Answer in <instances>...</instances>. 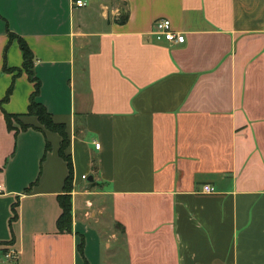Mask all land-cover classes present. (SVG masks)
<instances>
[{"label": "crops", "instance_id": "1", "mask_svg": "<svg viewBox=\"0 0 264 264\" xmlns=\"http://www.w3.org/2000/svg\"><path fill=\"white\" fill-rule=\"evenodd\" d=\"M85 1L0 0V264H264V0ZM161 18L184 43L155 38ZM9 31L67 125L73 232L56 224L61 136L27 114V73L3 69L23 66Z\"/></svg>", "mask_w": 264, "mask_h": 264}, {"label": "trees", "instance_id": "2", "mask_svg": "<svg viewBox=\"0 0 264 264\" xmlns=\"http://www.w3.org/2000/svg\"><path fill=\"white\" fill-rule=\"evenodd\" d=\"M129 17V10L125 11V13L117 18V22L124 24L127 22ZM9 38L10 40L17 39L19 46L23 52V66L21 68H10L7 66L6 62L4 63L3 69L4 71L15 73L14 78L20 75L23 71H25L29 77V79L34 83V90L31 93L30 101L28 105L27 114L37 116L39 122L43 127L47 130L57 132L61 136V143L59 148L60 156L66 160L68 166V174L65 178L64 185H63V192L58 195V201L61 207V214L57 219V231L59 233H68L73 232V215H72V192L74 189V165L73 160L70 154L67 153V149L70 145V137L67 131V125L62 122H57L54 120L52 113L47 109V107L38 100V96L41 90V81L37 77L35 73V55L30 48L27 41L20 35L9 31ZM14 82L11 83L9 86L4 98V101H8L11 97L13 92ZM5 119L10 130H25L31 125L23 122L21 120L20 114H12L8 112H4ZM13 119H16L18 125L13 124ZM35 127V126H34ZM38 129H42L41 127H36ZM50 143L47 142L45 147V155L50 150ZM91 187L98 185V182L92 181L89 183ZM30 189V188H28ZM20 205V197L17 198L15 202H13L12 208V216H11V223L18 219V207ZM84 246H85V239L84 236L81 235V241L78 245L79 252L83 255L84 253ZM84 256V255H83ZM85 258V257H84ZM85 264H87V260L85 258Z\"/></svg>", "mask_w": 264, "mask_h": 264}, {"label": "built area", "instance_id": "3", "mask_svg": "<svg viewBox=\"0 0 264 264\" xmlns=\"http://www.w3.org/2000/svg\"><path fill=\"white\" fill-rule=\"evenodd\" d=\"M73 5L76 7H83L87 5L85 0H73ZM152 33L155 35V38L159 41H165L171 44H181L186 40V36L183 32H179L173 28V24L168 18H161L154 22ZM96 148L100 147V143H95ZM83 178L86 179L87 175H83ZM4 192L2 184H0V194ZM203 193H214L215 188L209 184H205L201 190ZM19 252L15 249L9 250L5 254V260L16 261L18 258Z\"/></svg>", "mask_w": 264, "mask_h": 264}, {"label": "rangeland", "instance_id": "4", "mask_svg": "<svg viewBox=\"0 0 264 264\" xmlns=\"http://www.w3.org/2000/svg\"><path fill=\"white\" fill-rule=\"evenodd\" d=\"M89 6H90V4H89ZM12 122H13L14 125H18V122L16 121V119H13ZM111 253H112V251L110 250L107 254L110 255ZM0 255H1V252H0ZM13 262H14V261H13ZM4 264H8V262L5 261Z\"/></svg>", "mask_w": 264, "mask_h": 264}, {"label": "water", "instance_id": "5", "mask_svg": "<svg viewBox=\"0 0 264 264\" xmlns=\"http://www.w3.org/2000/svg\"><path fill=\"white\" fill-rule=\"evenodd\" d=\"M90 180H93V177H90Z\"/></svg>", "mask_w": 264, "mask_h": 264}]
</instances>
